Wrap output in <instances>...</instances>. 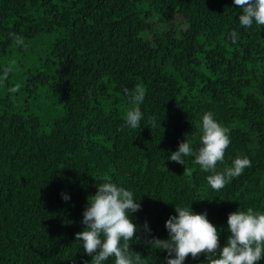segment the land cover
<instances>
[{"label":"trees","instance_id":"trees-1","mask_svg":"<svg viewBox=\"0 0 264 264\" xmlns=\"http://www.w3.org/2000/svg\"><path fill=\"white\" fill-rule=\"evenodd\" d=\"M240 14L234 0H0V264L90 262L75 235L105 178L141 204L131 250L147 264H166L146 240L169 238L176 205L206 212L221 248L230 213L264 214V26L241 28ZM137 85L145 99L131 105L124 90ZM136 106L133 130L124 118ZM207 112L230 130L216 171L251 162L220 190L194 157L185 175L169 159L186 137L200 147Z\"/></svg>","mask_w":264,"mask_h":264},{"label":"clouds","instance_id":"clouds-1","mask_svg":"<svg viewBox=\"0 0 264 264\" xmlns=\"http://www.w3.org/2000/svg\"><path fill=\"white\" fill-rule=\"evenodd\" d=\"M240 6L239 24L241 28H251L254 23L264 26V0H234ZM14 46H24V40L18 34L9 33ZM229 39L233 44L239 40V34L233 30ZM9 75L5 70L4 78ZM19 91V85L9 89V92ZM129 104L141 105L145 99V91L137 85L132 91L124 90ZM142 111L139 106L130 108L125 115V124L130 129L140 127ZM155 117H150L148 123L155 128ZM200 135V147L197 150L188 142L179 144L178 150L171 153L172 162L185 165L184 157H194L193 163L200 166L201 171L209 172L207 182L213 190H220L230 183L234 177L242 174L251 166L247 157H237L231 167L217 172V162L223 161L225 150L230 144V130L223 127L211 112L203 115ZM185 167V166H184ZM189 169L185 167V174ZM98 184L95 195L88 197V206L83 212L81 223L84 230L76 233V242H83L82 248L91 261L84 264H106L114 259V264H147V258L131 250V243L140 231L131 220L130 215L141 210V204L134 199L133 192L116 183ZM67 202L70 196L61 193ZM178 215L171 216L165 224L169 238L162 240L152 237L146 240L151 249L167 252L166 264H185L191 256L196 260L201 254L207 258V264H258L264 251V214L254 212L252 208L246 211H236L228 216L227 232L229 235L226 246H220V230L207 218V213L196 214L191 207L176 205ZM144 231L151 235L147 222Z\"/></svg>","mask_w":264,"mask_h":264}]
</instances>
